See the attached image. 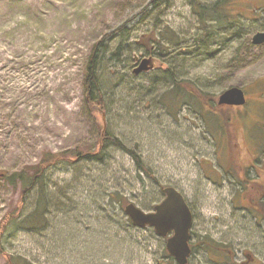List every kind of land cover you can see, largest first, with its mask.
I'll return each mask as SVG.
<instances>
[{
	"label": "rangeland",
	"instance_id": "rangeland-1",
	"mask_svg": "<svg viewBox=\"0 0 264 264\" xmlns=\"http://www.w3.org/2000/svg\"><path fill=\"white\" fill-rule=\"evenodd\" d=\"M156 1L0 0V220L21 207L22 193L3 177L48 152L88 153L105 130L146 172L115 146L101 162L49 166L46 220L31 231L8 226L7 255L32 264H176L166 237L130 227L123 216L128 203L152 210L161 189L173 187L193 214L188 264H216L203 238L230 250L226 264H238L244 252L264 264V219L245 208L249 193L237 183L240 166L264 186V44L251 42L264 31V0ZM194 1L209 10L219 1L221 20L203 21ZM153 28L171 31L170 41L147 51L142 37ZM101 39L104 109L96 113L85 101L84 76ZM144 59L150 69L134 74ZM230 87L244 90L245 106L218 105ZM36 200L34 191L19 213Z\"/></svg>",
	"mask_w": 264,
	"mask_h": 264
},
{
	"label": "trees",
	"instance_id": "trees-1",
	"mask_svg": "<svg viewBox=\"0 0 264 264\" xmlns=\"http://www.w3.org/2000/svg\"><path fill=\"white\" fill-rule=\"evenodd\" d=\"M154 1L155 4H157V1ZM226 1L227 0H224V4ZM221 5L222 4L219 3V1L215 2V4L212 6V9L209 10L206 6H201L196 1H194L192 6L195 13H197L199 17L203 19V21H205V19L220 21V16H222L223 14V7H221ZM235 13L237 12H234V14ZM155 29L156 28H153V30H151L152 32L150 33V35L142 37L143 43L141 44L144 45L147 51H150V49L155 44L159 49H161L164 37L168 42L170 41V38L168 36L166 37L165 34H167V32L170 33L171 31H168L166 29L164 32L157 33L155 32ZM119 30H121V28ZM103 46V39L99 40L93 45V48L86 63L84 76L85 101L90 111L96 113H102L104 109V100L98 80L100 51ZM122 47V42H120L113 55L117 56L121 51ZM179 83V81H174L175 94L180 93L181 85ZM200 96L203 97L202 95ZM228 123V120L225 121L224 119H220V124L222 128H226ZM110 146L119 147L121 150H125L132 156V159L136 163L137 168L145 172L143 168L144 166L141 163L139 157L132 150H128L127 148H125L120 140L109 135V133L105 130L98 134L97 139L95 141L94 149L92 151H89L88 153L82 154V152H80L78 149L67 150L56 154L48 152L44 154V156L40 159L36 166H30L24 170L14 172L10 175H6L5 177H3L7 180V182L11 183L12 185L20 183L22 192L19 198V205L21 207L19 206L20 208L10 209L4 214V216L0 220V256L3 257L5 264H32L27 259L22 258L21 256L7 255L3 249L1 238L6 228L10 225H18L26 231H31L37 229L39 226H42V224L45 222V214L47 207V191L45 189V177L48 167L56 165L70 166L77 162H82L83 159L88 160L85 158H94L92 160L101 162L104 159V151ZM239 170L242 171L244 170V168L241 169L239 166ZM224 172L230 174L231 176H234V174H232L230 170H227L225 168ZM237 183L240 185L243 191L249 193L248 197L250 198V204L253 206L252 208L255 212L258 213V215H261L262 219H264V186L261 185L259 182L249 178L247 173L243 172L241 174L239 173ZM34 191L37 194V202L35 204L36 207H34V209H31L29 212H26V214L19 213L22 211V208L25 207L28 197H30L31 193ZM123 216L125 222L130 227H133L131 221L125 215V213L123 214ZM199 242L203 250L206 253L210 254L211 251H213V248L219 249L218 246L224 248V246H222L221 244L215 243L211 240H207V238H203ZM168 258L169 261H172L169 256Z\"/></svg>",
	"mask_w": 264,
	"mask_h": 264
},
{
	"label": "water",
	"instance_id": "water-1",
	"mask_svg": "<svg viewBox=\"0 0 264 264\" xmlns=\"http://www.w3.org/2000/svg\"><path fill=\"white\" fill-rule=\"evenodd\" d=\"M253 44H264V32H256L251 37ZM150 69L149 60L144 59L134 74ZM245 103L244 92L239 87H230L218 97V105L241 106ZM163 199L150 211H143L128 203L124 213L137 228L151 227L160 237H166L165 248L177 264H188L191 254L189 246L193 214L183 195L173 187H163Z\"/></svg>",
	"mask_w": 264,
	"mask_h": 264
},
{
	"label": "flooded vegetation",
	"instance_id": "flooded-vegetation-1",
	"mask_svg": "<svg viewBox=\"0 0 264 264\" xmlns=\"http://www.w3.org/2000/svg\"><path fill=\"white\" fill-rule=\"evenodd\" d=\"M246 96V94H245ZM247 100V99H246ZM264 165V164H263ZM262 166V165H261ZM254 167V166H253ZM264 167V166H262ZM255 169H256V166H255ZM261 171H264V169L262 168ZM241 172L243 173H247V171L244 169L242 170ZM264 173V172H263ZM256 181V180H255ZM240 191L241 192H246V191H243L240 187ZM245 204L247 205V207L245 208H248L249 210H251V214L255 217V215H258L257 212L254 211V209L252 208L253 206L250 204V198L247 196V200L245 202ZM191 240V239H190ZM191 242V241H190ZM191 245V244H190ZM257 245V244H256ZM219 249H214L213 248V251H211V254L210 256H212V261L211 262H214L216 264H226L225 260H223L224 258H228L230 256V250H228L227 252L225 251V248H222V247H219ZM244 255V259L241 260L238 264H258L257 262V258H256V253L255 252H244L243 253ZM228 263V262H227ZM230 264V263H228ZM233 264H237V263H233Z\"/></svg>",
	"mask_w": 264,
	"mask_h": 264
}]
</instances>
